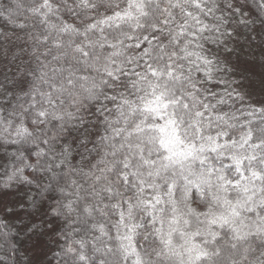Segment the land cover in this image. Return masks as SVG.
<instances>
[{"label":"snow or ice","instance_id":"1","mask_svg":"<svg viewBox=\"0 0 264 264\" xmlns=\"http://www.w3.org/2000/svg\"><path fill=\"white\" fill-rule=\"evenodd\" d=\"M27 11L38 67L4 75L0 140L20 146L8 181L36 184L34 208L59 193L47 229L31 226L34 247L63 220L64 264H264V103L222 111L246 94L236 81L219 98L206 87L227 83L217 53L233 52L230 25L264 30V0H32ZM16 14L0 10L14 25Z\"/></svg>","mask_w":264,"mask_h":264},{"label":"trees","instance_id":"2","mask_svg":"<svg viewBox=\"0 0 264 264\" xmlns=\"http://www.w3.org/2000/svg\"><path fill=\"white\" fill-rule=\"evenodd\" d=\"M32 0H0V10H4L7 15L8 10H11L15 15L16 25L24 24L23 29L17 27L14 24L8 23L4 18L0 17V40H3V35L6 34L8 39L6 42L12 44V51L8 54L7 64L3 66V70L0 71V83L4 82V75H7L9 79L16 77V73L19 72L21 75L29 71H35L38 67V62L35 57L31 54L33 41L28 39V34L32 33L35 35L36 32L40 31V27L37 26L36 18L31 16V13L27 11L31 5ZM20 4L22 7L16 9V5ZM220 13L218 12L217 15ZM254 18V17H253ZM231 28H235L237 35L233 40L228 41V46L233 49L231 54L225 53L222 48L218 51L217 55L220 60L227 66L224 71L217 74L219 80L226 81L227 83H212L206 84V87L210 88L217 94V98L224 96L225 89L232 81H236V84H232V87L237 88L238 91L246 94L243 102L236 101L233 103L229 101L226 105H221L219 108L222 111L232 112L239 109L241 112L250 111L252 107H261L264 101L255 102L250 94L249 85L246 82L249 77V73L239 75L236 69L237 56L243 62L244 54L253 49V42H249V46H246L248 31L252 28H261L262 26L258 23L250 25L245 28L240 25H230ZM241 31V34L239 32ZM19 37V39H17ZM260 52L264 53V41L261 42ZM237 46V47H236ZM205 48H212L216 50V45L205 44ZM244 49L246 51H244ZM248 50V51H247ZM43 51V48L40 49ZM240 52V53H239ZM264 54L257 55V60H262L264 63ZM50 59V57H49ZM246 61V60H245ZM228 68H232V71H228ZM197 76L200 74L197 73ZM256 98V97H255ZM227 99V97H225ZM215 102V101H212ZM6 116L7 113H4ZM239 115V113H237ZM247 119L246 116H241L240 121L244 122ZM15 123H19V119L15 120ZM30 126V125H29ZM14 138V137H13ZM19 145L4 144L3 140H0V264H64V257L60 256L59 253L66 245V240L63 238L64 232V221L56 220V232H46L44 236V244L40 249L34 247V241L36 237L31 231L32 224H36L38 228L47 229V225L53 220V217L48 214L45 215L46 210H50L54 207V200L59 198V193H48L47 196L53 197V199H45L43 205L39 208L33 207V201H39L40 189L36 184L27 185L23 183H17L16 181H8V176L11 174L14 167L19 166L14 164L15 156L11 154L16 152ZM28 148H34L32 145L25 146V152ZM31 161L35 162V157H31ZM79 157L73 159V164L76 167H80L77 163ZM61 172L65 169H56ZM87 171V168H85ZM25 175L31 177V172L25 170ZM50 174H44L39 176V183L41 185L49 182L48 176ZM79 182L83 183L82 177H75ZM10 183V187L5 188L4 184ZM13 198V199H12ZM97 220L104 223L109 229V236L104 239L107 241L109 247H114L116 244V231L112 228L109 218L97 215ZM116 217H111L114 221ZM82 235V233H81ZM99 235V233H95ZM78 238V237H77ZM90 238V237H89Z\"/></svg>","mask_w":264,"mask_h":264},{"label":"rangeland","instance_id":"3","mask_svg":"<svg viewBox=\"0 0 264 264\" xmlns=\"http://www.w3.org/2000/svg\"><path fill=\"white\" fill-rule=\"evenodd\" d=\"M241 34V31L239 32ZM264 41V32L261 31V28H252L248 31L247 43L246 46H249V42H253L251 50L244 54V59L242 63H239L237 56L236 69L238 70L239 75L243 76L244 74L249 73L248 80L246 85L251 86L250 92L248 94H252L250 99H253L255 102L264 101V86H262V82H264V63L262 60H257V55L264 54L260 52L261 46L263 45L261 42ZM12 44L3 40H0V71L3 70V66L7 64L8 54L12 51ZM237 47V46H236ZM251 48V47H250ZM5 49H7V55H5ZM244 51H246L244 49ZM240 53V52H239ZM263 59V58H262ZM246 60V61H245ZM264 60V59H263ZM1 74V73H0ZM256 97V98H255ZM13 199V198H12Z\"/></svg>","mask_w":264,"mask_h":264}]
</instances>
